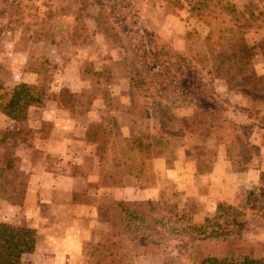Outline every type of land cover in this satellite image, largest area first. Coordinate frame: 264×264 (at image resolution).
<instances>
[{
	"label": "rangeland",
	"instance_id": "rangeland-1",
	"mask_svg": "<svg viewBox=\"0 0 264 264\" xmlns=\"http://www.w3.org/2000/svg\"><path fill=\"white\" fill-rule=\"evenodd\" d=\"M98 1L0 0V86L12 93L35 85L49 97L22 121L0 112V223L27 230L19 264H100L112 244L128 250L122 264H204L218 246L198 244L180 261L172 234L220 199L245 209L264 174V0H133L171 50L203 60L212 73L225 56L212 59L207 35L224 42L230 19L240 18L248 52L231 63L243 70L231 86L224 78L214 84L242 105L228 116L244 143L241 164L222 158L223 118L203 127L205 146L190 156L191 134L180 123L190 109L131 90L133 70ZM61 89L73 95L66 108L52 99ZM218 166L223 175H214ZM137 229L168 230L170 239L162 236L152 254L132 242ZM243 244L264 254V220L252 219Z\"/></svg>",
	"mask_w": 264,
	"mask_h": 264
},
{
	"label": "trees",
	"instance_id": "trees-1",
	"mask_svg": "<svg viewBox=\"0 0 264 264\" xmlns=\"http://www.w3.org/2000/svg\"><path fill=\"white\" fill-rule=\"evenodd\" d=\"M98 3L99 13L105 25L127 54L126 60L133 70L130 78L131 90H144L155 98L173 97L179 100L190 109V115L183 117L180 123L191 135L201 134L205 125L212 123L215 118H223L226 125L227 152L233 161L241 164L243 150L241 152L238 150L244 143L239 139L238 127L228 118L237 108L229 99L217 93L214 84L216 78H224L231 86V78L243 70V63H231L232 58H238L248 52L245 34L241 31L243 23L240 18L230 19L234 25L228 28V37L224 42L215 41L212 36L214 32L207 35L206 41L212 59L217 60L220 56H225L222 63H218L217 70L212 73L203 67V60L171 50L167 43L144 24L140 9L133 0H99ZM217 18L213 17L214 20ZM248 64L250 65V63L244 65L245 68ZM240 76L243 79L250 78L249 75ZM69 94L70 91L61 89L52 96V99L66 108L69 106L65 105ZM48 98L45 90L35 85L24 84L15 88L12 93L0 86V112L11 119L22 121L28 117L30 107L40 105ZM164 116H168V113H164L163 118ZM163 118L161 117L160 123L163 122ZM168 121L171 122L170 119ZM232 126L234 127L231 128ZM197 160L200 162V159ZM249 169L250 167H241L240 170L245 172ZM117 205L124 203L120 202ZM122 210L126 208L123 207ZM253 218L264 220V174L260 178L259 186L248 193L245 209L221 203L213 218L175 230L171 241L178 259L183 261L198 244L210 243L218 246L220 250L209 254L204 264H264V254L257 253L255 249L245 247L243 244ZM148 231L149 233L137 229L132 242L148 248L147 252L157 254L153 248L163 246L164 239L168 242L170 234L168 236V230H165L166 232H157L161 235L155 236L150 234L152 230ZM26 233L27 230L24 228L0 223V264L20 263L27 250ZM27 246L30 244L27 243ZM106 248L108 254L102 257L100 264H122L128 257V250L122 245L117 247L112 244Z\"/></svg>",
	"mask_w": 264,
	"mask_h": 264
},
{
	"label": "crops",
	"instance_id": "crops-1",
	"mask_svg": "<svg viewBox=\"0 0 264 264\" xmlns=\"http://www.w3.org/2000/svg\"><path fill=\"white\" fill-rule=\"evenodd\" d=\"M218 93V92H217ZM219 95H221L220 93H218ZM222 97L224 96V95H221ZM227 98V99H229L231 102H232V104H234V105H238V106H242L241 104H239V103H237V102H234L232 99H230L229 97H227L226 95L224 96V98ZM189 140V144L187 145V146H185V149H190L191 151L192 150H195V149H197V148H204V146H205V144H202L200 141H203L202 139H201V134H196V135H190V139H188ZM226 145H227V143H226ZM228 151V149L226 150V147H225V153L222 155V158H223V160H224V162L225 163H227L226 161H228V159H227V152ZM191 156V155H190ZM197 163H199L198 162V160H197ZM228 163H230V161H228ZM236 163V162H235ZM224 167V165L222 166V168ZM222 170V169H221ZM220 170V167L218 166V167H216V172L214 171V175L215 174H219V175H223L222 174V171ZM240 172H242L241 170H239ZM237 173H239V174H241L240 172H238V171H236ZM196 173H198L194 168H193V175H195ZM242 174H244L245 176H247V175H249V174H253V169H249V170H247V171H245L244 173H242ZM253 187V186H252ZM256 188V187H255ZM254 188V189H255ZM252 191V190H251ZM248 195V194H247ZM220 202H222V203H228V204H232V203H234V200L232 201V200H225V199H220L219 200ZM219 202V203H220ZM221 204V203H220ZM219 206V205H218ZM215 209H217V206H216V208H213V209H208V211H206L204 214V217L203 218H200L199 219V216H195V217H192V223H202V222H204L205 221V219L207 218V217H209L210 215V213L209 212H213ZM211 212V213H212ZM203 214V213H202ZM194 216V215H193ZM197 217V218H196Z\"/></svg>",
	"mask_w": 264,
	"mask_h": 264
}]
</instances>
